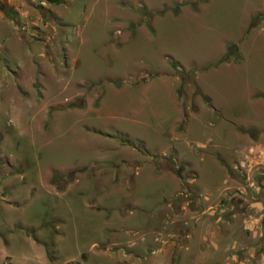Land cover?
<instances>
[{
  "label": "rangeland",
  "instance_id": "374dc122",
  "mask_svg": "<svg viewBox=\"0 0 264 264\" xmlns=\"http://www.w3.org/2000/svg\"><path fill=\"white\" fill-rule=\"evenodd\" d=\"M262 7L0 0V264H264Z\"/></svg>",
  "mask_w": 264,
  "mask_h": 264
},
{
  "label": "trees",
  "instance_id": "16d2710c",
  "mask_svg": "<svg viewBox=\"0 0 264 264\" xmlns=\"http://www.w3.org/2000/svg\"><path fill=\"white\" fill-rule=\"evenodd\" d=\"M166 10L165 7L161 8L158 12L162 13ZM142 12H144V15H149V11H144V9H142ZM174 12H177V9L174 10ZM264 98V95H261ZM238 129L241 132H244L246 134H248L251 138H255L257 135V132L255 131V129H253L252 127H248V128H243V127H238Z\"/></svg>",
  "mask_w": 264,
  "mask_h": 264
},
{
  "label": "crops",
  "instance_id": "0c3cea01",
  "mask_svg": "<svg viewBox=\"0 0 264 264\" xmlns=\"http://www.w3.org/2000/svg\"><path fill=\"white\" fill-rule=\"evenodd\" d=\"M262 8H264V7H262ZM262 8H260V10L262 9ZM255 10H258V9H255ZM255 10H253V11H251L249 14H248V16H247V19L249 18V16H250V14H252ZM250 33V32H249ZM255 34V35H254ZM264 34V32L263 31H259V32H256V33H252V35H254V37L253 38H255V37H258L259 35H263ZM252 38V39H253ZM241 49H242V47H241ZM261 95H263V94H261Z\"/></svg>",
  "mask_w": 264,
  "mask_h": 264
}]
</instances>
